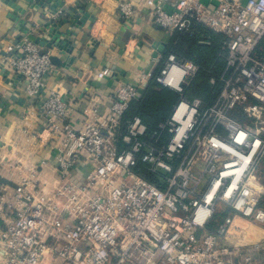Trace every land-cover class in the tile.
<instances>
[{
    "label": "built area",
    "instance_id": "2783aa9c",
    "mask_svg": "<svg viewBox=\"0 0 264 264\" xmlns=\"http://www.w3.org/2000/svg\"><path fill=\"white\" fill-rule=\"evenodd\" d=\"M140 4L158 27L191 32L196 22L222 35L212 98L188 97L200 68L169 52L151 79L178 98L156 129L125 117L132 83L118 85L108 106L92 94L74 121L48 84L50 51L27 34L10 39L0 60L36 110L30 135L43 154L38 163L28 154L25 166L35 174L53 161L56 174L51 186L0 182V264H261L264 209L254 184L264 155V0ZM138 6L122 0L118 13L131 18Z\"/></svg>",
    "mask_w": 264,
    "mask_h": 264
},
{
    "label": "crops",
    "instance_id": "0c3cea01",
    "mask_svg": "<svg viewBox=\"0 0 264 264\" xmlns=\"http://www.w3.org/2000/svg\"><path fill=\"white\" fill-rule=\"evenodd\" d=\"M120 1L0 0V57L10 39L24 34L36 42L41 51H50L55 57L52 61L55 71L49 76L48 84L69 103L74 121L81 119L84 105L96 92L108 106L110 93L118 85L132 83L138 86L134 99H140L158 68L157 59H164L167 52L176 47L179 49L181 33L156 26L148 8L140 4L141 0H130L139 4L136 15L127 19L121 17ZM212 36L209 29L201 28L198 46H209ZM180 44L184 51L189 47L188 42ZM219 48L216 57L224 60L221 46ZM178 58L195 63L185 53ZM105 67L112 70V76L96 75ZM195 96L212 98L210 92ZM28 106L21 78L0 60V182L9 189L30 177L39 185L51 186L55 180L53 161L37 169L35 174L25 166L28 154L32 163H38L43 156L40 144L36 145L30 135L38 125L36 110ZM254 186L261 193L258 204L264 209V155ZM260 235L264 236V224ZM257 255V260L264 264V250Z\"/></svg>",
    "mask_w": 264,
    "mask_h": 264
},
{
    "label": "trees",
    "instance_id": "16d2710c",
    "mask_svg": "<svg viewBox=\"0 0 264 264\" xmlns=\"http://www.w3.org/2000/svg\"><path fill=\"white\" fill-rule=\"evenodd\" d=\"M201 28L206 27L195 22L193 30L189 32L191 34L186 33V31H178L181 33L179 35V42H188L189 47L184 51L180 48L181 44L179 43V49L176 47V49L169 51L174 52L177 57L180 54H188L200 68L191 84L186 88V93L190 96H203L207 92L209 93L211 89L208 83L209 77L218 75L224 64L222 57H216V53L221 46L222 35L209 30L211 31V36L213 35L210 45L199 47L197 40ZM156 71H158V68ZM177 98L178 94L174 90L150 80L142 98L130 101L129 107L125 112V117L137 114L147 125L148 130L153 131L156 129L158 123L164 120L171 105ZM238 117L242 118V115Z\"/></svg>",
    "mask_w": 264,
    "mask_h": 264
},
{
    "label": "water",
    "instance_id": "95a60500",
    "mask_svg": "<svg viewBox=\"0 0 264 264\" xmlns=\"http://www.w3.org/2000/svg\"><path fill=\"white\" fill-rule=\"evenodd\" d=\"M51 60L54 61L55 60V57L51 56Z\"/></svg>",
    "mask_w": 264,
    "mask_h": 264
},
{
    "label": "bare ground",
    "instance_id": "6f19581e",
    "mask_svg": "<svg viewBox=\"0 0 264 264\" xmlns=\"http://www.w3.org/2000/svg\"><path fill=\"white\" fill-rule=\"evenodd\" d=\"M231 150V149H230Z\"/></svg>",
    "mask_w": 264,
    "mask_h": 264
}]
</instances>
